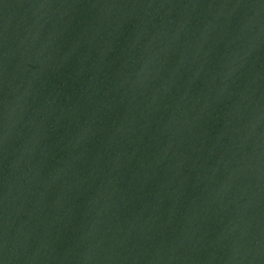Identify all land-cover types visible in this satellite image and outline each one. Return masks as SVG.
<instances>
[{
    "label": "water",
    "instance_id": "water-1",
    "mask_svg": "<svg viewBox=\"0 0 264 264\" xmlns=\"http://www.w3.org/2000/svg\"><path fill=\"white\" fill-rule=\"evenodd\" d=\"M0 264H264V0H0Z\"/></svg>",
    "mask_w": 264,
    "mask_h": 264
}]
</instances>
